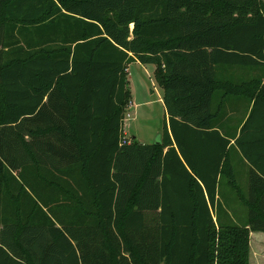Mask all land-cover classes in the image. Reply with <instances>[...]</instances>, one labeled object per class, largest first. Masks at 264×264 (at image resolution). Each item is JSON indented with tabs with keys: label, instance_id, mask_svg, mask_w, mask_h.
<instances>
[{
	"label": "trees",
	"instance_id": "obj_1",
	"mask_svg": "<svg viewBox=\"0 0 264 264\" xmlns=\"http://www.w3.org/2000/svg\"><path fill=\"white\" fill-rule=\"evenodd\" d=\"M134 62L164 93L152 145L122 144ZM255 232L261 0H0V264H251Z\"/></svg>",
	"mask_w": 264,
	"mask_h": 264
},
{
	"label": "rangeland",
	"instance_id": "obj_2",
	"mask_svg": "<svg viewBox=\"0 0 264 264\" xmlns=\"http://www.w3.org/2000/svg\"><path fill=\"white\" fill-rule=\"evenodd\" d=\"M261 1L264 3V0ZM234 74L239 75L240 72ZM128 80L132 99L125 115L124 136L127 140L134 137L144 145L158 143L166 124V110L163 102L164 93L156 78V67L134 62L128 66ZM236 163H238L235 165L236 180L241 189L244 188L243 191H248V168L242 167L238 160ZM224 191L228 193V201L221 199L228 209L227 213L239 226H245L247 208L235 196L233 190L224 187ZM225 219L223 214L222 221L225 222ZM250 254L251 264H264V233L250 234Z\"/></svg>",
	"mask_w": 264,
	"mask_h": 264
},
{
	"label": "built area",
	"instance_id": "obj_3",
	"mask_svg": "<svg viewBox=\"0 0 264 264\" xmlns=\"http://www.w3.org/2000/svg\"><path fill=\"white\" fill-rule=\"evenodd\" d=\"M123 145H127V144H129V140H127V138H125L124 140H123V143H122Z\"/></svg>",
	"mask_w": 264,
	"mask_h": 264
},
{
	"label": "crops",
	"instance_id": "obj_4",
	"mask_svg": "<svg viewBox=\"0 0 264 264\" xmlns=\"http://www.w3.org/2000/svg\"><path fill=\"white\" fill-rule=\"evenodd\" d=\"M134 138V137H133ZM137 140V139H136ZM137 142H139V141H137ZM140 143V142H139ZM142 144V143H141Z\"/></svg>",
	"mask_w": 264,
	"mask_h": 264
}]
</instances>
